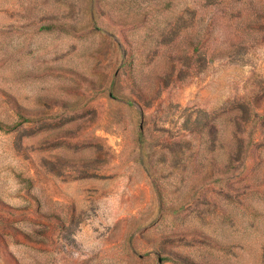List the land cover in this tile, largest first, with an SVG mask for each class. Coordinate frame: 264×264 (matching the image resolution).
<instances>
[{
	"label": "rangeland",
	"instance_id": "obj_1",
	"mask_svg": "<svg viewBox=\"0 0 264 264\" xmlns=\"http://www.w3.org/2000/svg\"><path fill=\"white\" fill-rule=\"evenodd\" d=\"M0 264H264V0H0Z\"/></svg>",
	"mask_w": 264,
	"mask_h": 264
},
{
	"label": "crops",
	"instance_id": "obj_2",
	"mask_svg": "<svg viewBox=\"0 0 264 264\" xmlns=\"http://www.w3.org/2000/svg\"><path fill=\"white\" fill-rule=\"evenodd\" d=\"M74 176L75 175H73V177ZM73 177L71 175L70 179H66V175L59 173L58 176H56V179H58L60 188H64L65 191H68L70 188L72 189L69 194L75 198L74 203L77 206L84 202L83 199L88 194L90 183L88 178H83L80 176L75 178Z\"/></svg>",
	"mask_w": 264,
	"mask_h": 264
}]
</instances>
